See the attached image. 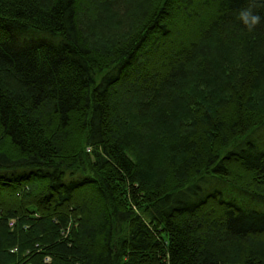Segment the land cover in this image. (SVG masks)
<instances>
[{"label":"trees","instance_id":"obj_1","mask_svg":"<svg viewBox=\"0 0 264 264\" xmlns=\"http://www.w3.org/2000/svg\"><path fill=\"white\" fill-rule=\"evenodd\" d=\"M248 2L0 0V264H264Z\"/></svg>","mask_w":264,"mask_h":264},{"label":"clouds","instance_id":"obj_2","mask_svg":"<svg viewBox=\"0 0 264 264\" xmlns=\"http://www.w3.org/2000/svg\"><path fill=\"white\" fill-rule=\"evenodd\" d=\"M237 20L249 33H252L261 24L264 17L260 15L257 5L249 0L246 6L238 9Z\"/></svg>","mask_w":264,"mask_h":264},{"label":"rangeland","instance_id":"obj_3","mask_svg":"<svg viewBox=\"0 0 264 264\" xmlns=\"http://www.w3.org/2000/svg\"><path fill=\"white\" fill-rule=\"evenodd\" d=\"M195 10H196V7H192L190 9H185V8L184 9H180V8H177L176 14H175L176 20H178L179 18L181 19L182 17H185V18H191V17H193L192 14L194 13ZM173 28L176 30V33L177 32H181V29H180V27L178 26L177 23H174L173 24ZM222 188H224V186H222ZM262 208H264V203L262 204ZM11 221L14 222V220H9L8 222L10 223Z\"/></svg>","mask_w":264,"mask_h":264},{"label":"bare ground","instance_id":"obj_4","mask_svg":"<svg viewBox=\"0 0 264 264\" xmlns=\"http://www.w3.org/2000/svg\"><path fill=\"white\" fill-rule=\"evenodd\" d=\"M44 261H46V262H49V260H48V258H47V257L45 258V260H44Z\"/></svg>","mask_w":264,"mask_h":264},{"label":"built area","instance_id":"obj_5","mask_svg":"<svg viewBox=\"0 0 264 264\" xmlns=\"http://www.w3.org/2000/svg\"><path fill=\"white\" fill-rule=\"evenodd\" d=\"M13 223H14V222H13V221H11V222L9 223V225H10V226H12V224H13Z\"/></svg>","mask_w":264,"mask_h":264}]
</instances>
